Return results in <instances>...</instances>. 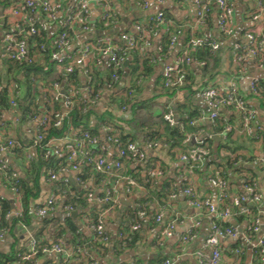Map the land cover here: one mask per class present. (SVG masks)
Returning a JSON list of instances; mask_svg holds the SVG:
<instances>
[{
	"label": "crops",
	"instance_id": "1",
	"mask_svg": "<svg viewBox=\"0 0 264 264\" xmlns=\"http://www.w3.org/2000/svg\"><path fill=\"white\" fill-rule=\"evenodd\" d=\"M50 1L62 4V10L57 13L59 21L57 23L61 24L65 15L75 10L82 0ZM199 1L201 0H166L163 4H159L157 0H111L113 17L105 21V9L102 2L100 0H89L88 8L92 27L88 32H76L73 35L70 51L76 50L80 45L87 41H92L99 36H111L115 41L121 42L120 37L122 34H136L135 26L139 23L146 29L149 28L151 18L157 15L159 10L163 9L165 11L166 24L155 26V30L152 33L151 45L145 50L152 58L156 56L154 73L147 78L144 77L138 89V98L143 103L146 102V104L150 105L148 109L144 108L140 119V121H145L147 125L139 127L138 123L134 122L132 126H129L127 121L133 117L131 107L129 106L127 109H122L121 106L114 107V112L119 118L118 124L126 126V130L130 129L129 131L133 132L136 137L135 141L141 145H145L149 141V138H145V134L151 130V124L158 121V116L167 113L168 107L171 108L169 111L174 112L175 119L178 117L177 121L179 123V107L181 105H185L189 112L195 114L189 123L190 130L186 129L188 142L192 140L194 143L199 144V141L202 139L205 142L206 138L218 136L219 139L215 138L214 150H216L220 142L221 136L213 132V121L209 118L210 109L202 98L201 92L191 95L178 89L177 94L171 96L170 99L168 98L169 96L160 95V83L163 80V71L165 68L175 65L182 56L185 49L182 43L188 35H191V37L201 35L202 37L216 38L220 41L219 63L221 66L219 73L212 79L210 85L223 87L236 86L240 95L248 99L257 109L259 118L262 121L261 123L264 124V105L258 99L249 98L251 81L254 79L264 81V65L260 66L256 57L248 56L247 59L239 60L234 55L235 50L242 49L246 33L261 25L264 19V11L260 13L259 0H230L234 5L235 32L232 36L221 34L218 22V7L215 3L211 5L205 23L196 25V7ZM261 1L264 2V0ZM145 2L148 3V6L143 5ZM255 13L259 14V18L254 19L253 15ZM36 16L39 20H43L42 15L38 14ZM27 17L28 11L22 4V1L0 0V90L4 86L8 88L9 101L18 97V94H13L17 84L15 80L17 78L21 79L23 74L11 71L6 66L5 61L7 60L2 58L1 52L5 46V35L12 32L18 22L25 23ZM58 28V24L53 25L50 29V34H55ZM171 32L179 33V38L174 46H171L169 41L167 52H162L166 37L171 35ZM197 62L191 63V65L195 66V73L198 78L201 77L198 67L205 66L206 63L203 61ZM108 67V59L104 57L101 68L103 74L107 71ZM81 81L84 82L85 80L81 78ZM123 83H126V79ZM110 92L111 90L109 91L107 88H103L101 92V98L97 103V108L101 111L107 108ZM85 93L83 90V94ZM41 102L43 104L42 94ZM221 112L222 116H225L231 122L234 137L237 138L239 135H242L244 132L240 128L241 118L239 113L227 107H224ZM18 113V107L13 106L10 102L6 107L0 106V143L6 144L9 138H13L15 143L23 146L24 151L28 153L36 136L39 117L34 120H19ZM156 127H160V132H163V125H156ZM106 133V129L103 128L100 131L99 138L105 144V153L108 158L114 159L118 155L117 149L113 143L107 141ZM244 134L249 137L246 133ZM243 141L250 143L246 137ZM244 142L238 145L240 147H248L249 144ZM157 143L156 147L147 149V160L141 165L133 164L127 159L123 161L125 166L124 173L134 176L139 182V187H128V184L124 180H119L117 183L115 181L116 188L114 195L118 199L119 204L114 207L100 209L101 207L97 200L99 195L103 193L104 183L101 179L96 178L92 172L88 174L86 172L83 177L80 173L81 170L76 171L72 169L71 163H67L65 171L58 173L56 180H51L48 176L43 178L42 194L31 204L30 224L26 225L19 221L13 229H7L6 235L0 238V257L5 259L12 258L18 255L17 251L20 249L27 251L32 237L37 238L41 244L44 242L43 244L49 245L63 239L65 246L72 252V257H69L65 264H88V259L83 254L75 253L74 247L69 244L68 240L61 237L58 238V228L60 226L66 228L64 221L68 215H72L66 209V199L78 197L79 191L86 189L91 194H94L93 198L90 200L88 198L90 207L99 208L100 214L105 216V226L111 234L112 239L118 238L119 233L133 222L134 218H130V211L132 209H139L136 214V220L142 226L136 232V238L130 246L120 247L119 250L110 249L105 256L92 252L91 257L97 260V264H153L158 258L170 260L173 264H204L198 253L203 252L205 255L211 253L212 249L206 245V241L214 221L229 224L239 232L236 238L227 237L220 240L222 252L220 264H257L260 254L255 243L258 239L264 238V221L261 223L260 229L253 232L250 230V222L247 217L218 219L214 214L190 205L188 197L184 194V188L191 185L201 198H210L213 203L217 202L219 190L210 183V177L218 172L216 171V166L219 160L216 159V156L212 157V161H215V163L210 164L206 162L204 164L203 162L200 167L189 166L182 160L184 152H180L177 148L171 149L170 145L163 141ZM51 147H62L65 151L68 148L67 144H60L56 141L52 142ZM255 147L257 148L255 150L256 157L263 154L261 151L262 146L259 143ZM198 148L203 149L199 146ZM246 150L245 148H241L239 152L246 154ZM194 151H198V149L188 153ZM1 164H5L18 172H21L22 169V159L18 158L17 154L13 152V148L0 150ZM150 165L162 171V175H155L153 177L155 182L153 196L156 201V214L166 208L164 223L160 224L156 223L154 216L151 218L152 215H147L145 209L140 210L142 206L147 205V203H143L141 200L148 193L143 182L147 178V175L149 176L147 169ZM251 166L255 169V177L264 196V173H260L255 168V164ZM80 175L83 177L82 182L78 181ZM167 181L173 182L171 183V189L174 190V186H176L179 188V193L175 197H173L174 193H172L170 195L172 202L169 201L166 206H161L155 196L162 192L163 184ZM109 182L111 184L114 183L112 178L109 179ZM227 189L230 196L241 193L242 180L229 179ZM55 191L59 192L60 198L54 213L51 214L53 218L50 220L52 221L45 225L44 222L47 217L36 216L35 206L46 202ZM67 195L70 198H66ZM0 199L8 202L11 208L8 218L10 222L13 221L17 217L16 213L22 210V203L18 196L7 186L5 177L1 173ZM249 205L253 208L252 216L258 215L257 204L249 203ZM76 211L78 212V216L74 218L78 234L83 241L88 240L91 242L95 238L93 230L88 223L90 219L85 212L79 209ZM143 212L145 214H142ZM193 217L199 221L197 236L190 241H184L183 236L189 231ZM173 219L177 221L173 235L167 238L160 236L161 228ZM236 249H239L240 253H237ZM87 251L84 250V254ZM60 261L61 257L58 254L49 252L41 255L37 261L32 263L20 262L18 260L12 261L9 264H58Z\"/></svg>",
	"mask_w": 264,
	"mask_h": 264
},
{
	"label": "built area",
	"instance_id": "2",
	"mask_svg": "<svg viewBox=\"0 0 264 264\" xmlns=\"http://www.w3.org/2000/svg\"><path fill=\"white\" fill-rule=\"evenodd\" d=\"M28 11V17L24 22H18L14 28L16 32L8 33L5 35V46L1 52V56L4 59L13 60L19 63H32L35 60L33 52L35 51H48L50 49L51 60L56 64L55 70L49 75L42 84V101L43 108L39 117V125L36 129V136L33 144L30 147L28 158H31L33 150L41 147L45 150V157L56 156L60 159H65L68 163L72 164V169L80 171L83 167L90 166L92 174L102 180L104 183L103 193L98 197L99 204H111L110 207L118 205L119 201L115 197L116 183L119 180H124L128 187H139L138 180L129 174L124 173V160L127 159L133 164L141 165L147 160V149L157 146V142L147 141L145 145H141L136 141L122 142L117 135H107V141L114 144L117 149V157L114 159L108 158L105 153V144L101 141L99 136L91 134L89 131L83 132L80 136L74 134L67 135L63 138H54L46 140V134L49 128L52 126H60L67 114L66 112L59 113L54 108V102L61 100L67 105L72 104L75 99L82 101L85 106L95 105L101 98V92L103 88L98 90L93 89V82L90 76L92 69V62L102 67L103 58L108 59V66L113 65L115 72L112 75V81L107 86L113 83L122 82V78L117 73L122 68L123 64L129 59L128 56L132 51L140 50L145 52L146 48L151 45L152 33L155 30V26L166 24V13L163 9L159 10L157 15L151 18V24L149 28L143 27L140 23L137 24L136 34L124 33L121 35V42H117L111 36H99L92 41H87L80 45L76 50L70 51L73 35L76 32H88L92 27L90 20V13L88 8L89 0H82L80 5L73 11L68 12L63 18L61 24L57 23V13L62 10V4L60 2H51L50 0H20ZM104 6L105 21L110 20L113 17V11L111 6V0H100ZM159 4H163L166 0H157ZM215 3L218 7V22L220 32L225 36H232L235 32L234 24V5L230 0H201L197 3L196 7V25H202L205 23L206 18L210 12L211 5ZM260 7V13L264 11V2L258 1ZM144 6H148V3H143ZM42 15L43 20H39L36 15ZM254 19L259 18V14L253 15ZM26 24V25H25ZM59 25L55 34H50V29L53 25ZM26 26V27H25ZM157 29V28H156ZM46 33V38L38 43L36 36H40L41 32ZM24 33H27L33 38L26 37ZM72 33V34H71ZM264 19L261 25L248 31L245 35V42L243 43V51L239 56V60L247 59L248 56L256 57L260 63V66L264 65ZM19 35V36H18ZM179 33L171 32L169 37L170 45L174 46L179 38ZM203 43H209L212 46L213 52L220 48V41L218 39L202 36H192L190 41L185 46L182 56L179 58L175 65L165 68L163 71V79L165 86L168 88L180 87L185 83V67L191 63H198L191 55V50L198 48ZM76 69H79L81 78L84 82H73L67 85L66 79L61 80L60 74H70ZM143 76H140V83ZM257 79H254L250 83V90L257 91ZM83 90L86 92L83 94ZM134 89L128 90L126 93L130 102L133 101L135 93ZM13 94L20 95L19 85L16 84ZM201 96L207 103L210 113L209 118L215 123V120L220 117L221 110L224 107L232 106L236 111L242 114V130L247 135L252 136L256 141L264 140V124L258 121L259 115L257 109L251 104V102L240 95L236 86H209L201 91ZM16 97V99L18 98ZM16 99H12L10 103L18 107L19 102ZM122 109H127L129 106H121ZM18 116V115H17ZM38 117H29L28 120H34ZM18 119L20 120L19 116ZM165 120L171 125H176L178 121L175 119L173 111H169L165 114ZM106 131L112 132L113 128H105ZM233 132V126L227 125L225 129L219 134L223 139H226L228 133ZM53 141L60 144H67L68 148L65 151L62 147L52 148ZM204 140H200L199 144H203ZM15 140L9 138L7 143H0V150L6 148H13L15 146ZM194 162L203 164L205 161L204 153L201 151H194L191 153H184L182 160L189 166ZM257 160L264 165V155H258ZM66 165H62L58 171H51L48 174V178L56 180L58 173H62L66 170ZM148 174L151 177L155 175H162V171L155 169L152 165L148 167ZM12 169L5 164L0 165V173L5 177L7 186L18 196L19 189L13 178L17 177V173L11 172ZM82 176L78 177V181L82 182ZM112 178L114 183L111 184L109 179ZM116 181V183H115ZM210 183L217 187L219 190L218 200L213 203L210 198H201L196 192L195 188L188 185L184 188V194L188 197L190 205L197 207L200 210H206L215 215L218 219H226L230 217H247L250 222V230L255 232L260 229L261 223L264 221V196L260 191L257 184L252 185L246 183V180H242L241 193L230 196L228 187V181L221 179L218 176H211ZM176 193L173 194V197ZM94 197V194L89 193V200ZM60 194L58 191L53 192L50 197L41 205L35 206V214L38 217H49L53 214ZM226 198H230V205H223ZM249 203L257 204L258 215L252 216L253 208ZM1 205V199H0ZM108 207V208H110ZM1 208V207H0ZM66 209L73 213L76 210L71 205H66ZM166 209V208H165ZM165 209L156 214V223H164ZM109 210V209H108ZM17 216H21L22 210L16 213ZM142 214H145L144 212ZM9 214H7V217ZM0 217V224L2 222ZM88 223L94 233L95 239H100L104 242H109L112 237L106 229L105 216L99 214L96 221L89 220ZM177 221L175 219L170 220L160 230V236L167 238L173 235ZM199 225L198 219L192 218V223L189 231L183 236L184 241H190L197 236V227ZM141 223L137 220H133L129 224L127 232L121 231L118 235L119 239L131 240L130 235L133 232H137L141 229ZM7 233L6 228L0 229V238H3ZM239 232L236 228L222 225L219 221L212 223L211 232L207 238L206 245L211 247V253L205 255L203 252H199L204 264H220L222 259V252L220 248V240L227 237L236 238ZM257 250L259 251L260 258L257 264H264V238H260L255 243ZM55 252L61 257V261L58 264H65L69 257H72V252L65 246L64 240H58L52 244H41L37 238L32 237L30 245L27 251L19 253L18 256L20 262L32 263L46 253ZM79 252V251H78ZM237 253H240L239 249H236ZM97 260L93 259L91 263L97 264ZM163 264H173L172 261L166 260Z\"/></svg>",
	"mask_w": 264,
	"mask_h": 264
},
{
	"label": "trees",
	"instance_id": "3",
	"mask_svg": "<svg viewBox=\"0 0 264 264\" xmlns=\"http://www.w3.org/2000/svg\"><path fill=\"white\" fill-rule=\"evenodd\" d=\"M26 25V24H25ZM26 27V26H25ZM102 29V28H101ZM17 31L13 30L9 33H14ZM72 34V33H71ZM222 34V33H221ZM26 37L33 38L27 33H24ZM223 35V34H222ZM19 36V35H18ZM46 33L44 31L41 32L40 36H36V40L38 43H41L46 37ZM201 36V35H198ZM170 35L166 37L165 45H163V51L167 52ZM191 35H188L183 40V45L186 46L190 41ZM216 39V38H214ZM243 51V48L235 50L234 55L238 57ZM191 55L195 61H203L206 63L205 66L198 67L200 69L201 77H196L195 66L193 67L191 64L186 65L185 67V83H183L180 87L168 88L165 86L164 79L161 81V96H175L177 94L178 89L180 91H184L191 95H196L200 93L203 89L214 86L210 85L212 79L219 73V68L221 64L219 63L220 56V48L217 51L213 52L212 46L209 43H203V45L198 48L191 50ZM35 60L32 63H19L13 60L6 59V66L15 72H19V74H23L21 79H16L15 82L19 85V98L16 100L19 102V113L17 114L21 120H26L29 117H38L42 113L43 104L41 102V85L44 80L51 75V73L55 70L56 64L51 60L50 49L48 51H35L33 52ZM129 63L123 64L122 68L117 71L121 78L126 79V83L121 81L113 83L110 86H107L110 81H112V75L115 72L113 69V65L107 68V71L103 74L100 66L95 64V61L92 62V69L90 72V76L93 82V89L98 90L99 88H107L109 91V99L107 102V108L101 111L97 108V104L85 106L82 101L75 99L72 104L67 105L64 101L58 100L54 102V108L57 112L62 113L66 112L62 124L60 126H52L49 128L46 134V140H51L54 138H63L71 133L80 136L83 132L89 131L93 135H100V131L103 128L111 127L113 128L112 132H107V135L115 136L117 135L119 139L124 143L127 141H135L136 137L133 132L126 130V126H121L118 124V117L114 112V107L120 106H130L132 109L133 117L132 119L127 121L129 126H132L134 122L138 123V126H146L145 121H140L142 117V112L144 108H149V104L143 103L138 98V89L141 86L142 80L139 81L140 76L143 78H147L154 73L156 56L152 58L148 53H141L140 50L132 51L128 56ZM197 68V67H196ZM61 80L66 79L67 85L73 82H81V73L79 69H76L73 73L70 74H60L59 77ZM142 78V79H143ZM106 81V82H105ZM107 84V85H106ZM134 89V99L130 102L127 98L126 93L130 89ZM8 88L6 86L0 90V106L6 107L9 105L8 98ZM250 99H258L262 105H264V81L258 80L257 82V91L250 90ZM232 110H235L232 106L227 107ZM171 108L168 107L167 112ZM238 112V111H237ZM241 118L240 128L242 130V114L238 112ZM179 123L171 126L166 120L165 115L158 116V121L151 124V130L149 133L145 134V138H149V141L153 142H165L170 145L171 149L177 148L180 152L188 153L195 149L204 153V164L207 163H215L212 161V157L215 155L217 161L216 171L213 176H218L223 180L229 181V179L235 180H246V183L258 185V180L255 177L254 167L252 164H255V168L264 173V165L261 164L256 157L255 150L257 149V143L262 146V153L264 155V140L256 141L252 136L248 135L247 137L244 133L239 135L237 138L234 137L233 132L228 133L226 139L220 137V142L218 143L216 150H214V142L215 138H206L204 144L194 143L192 140L188 142L187 131L190 130L189 123L192 121L195 114H192L188 111L185 105H181L179 107ZM259 122H262L260 118H258ZM231 122L225 117L222 116V112L220 113V117L215 120L213 123V132L215 134H220L227 125H231ZM156 125H163V132H160V127H156ZM154 128H153V127ZM138 128V127H137ZM247 138V142L243 140ZM103 142V141H102ZM249 144L248 147H240L238 144L241 143ZM202 147L203 149L198 148ZM241 148H245L246 154L239 152ZM13 152L17 154L18 158L22 159V169L21 172L15 171L12 169L11 172L17 173V177L13 178V181L16 183V186L19 189V196L22 203V214L21 216H17L10 222V219L7 217V214L11 212V208L5 200L1 199L0 205V217H2V222L0 224L1 228L13 229L15 225L21 221L24 224H30L31 219V204L33 201L38 199L42 194V180L47 177L49 172L58 171L62 165H67V161L65 159L57 158L56 156L45 157V150L41 147L35 148L31 158H28L29 152L26 153L24 151L23 146L20 144H15L13 146ZM183 154V153H182ZM192 159V158H191ZM192 164L194 167L201 166L200 163L194 162L192 159ZM149 167V166H148ZM87 174L91 172L90 166L83 167L80 171L83 177L85 173ZM264 181V180H263ZM153 177L148 176L143 182L145 188L147 189L146 197L142 198L143 203H147L146 206H142L140 210L145 209L147 215H152L156 217V208H155V198L153 194L155 182ZM171 183L173 182H165L163 184L162 192L158 193L155 197L159 201L161 206H166L169 201H171L170 195L172 193H179V188L174 186V190L171 189ZM89 191L86 189H81L79 191L78 197L75 196L71 199L70 196H66L65 204L71 205L75 210H81L88 215L91 221H96L98 215L100 214L99 208L90 207ZM229 193V192H228ZM172 202V201H171ZM230 198H226L225 203L223 205H230ZM100 209H105L111 206V204H99ZM139 209L130 211V218H134L136 220V214ZM153 213V214H152ZM155 214V215H154ZM53 218L51 215L45 219V225L49 224ZM55 220V219H54ZM133 221V220H132ZM66 228L64 226H60L59 236L58 238H64L68 240L73 247L74 252L77 254H83L85 258L88 259V263H91L94 258H92V252L98 255L105 256V254L110 249H118L128 247L132 243V241L136 238V232H133L130 235L131 240L128 239H119L116 238L111 239L109 242L101 241L100 239H94L91 242L88 240L83 241L81 236L78 234L77 226L75 224V218L72 215H68L66 220L64 221ZM222 224V223H221ZM226 227L231 225L222 224ZM129 229V225L125 227L123 232H127ZM67 230V231H66ZM13 233V231H11ZM44 242H42L43 244ZM84 250H88L84 254ZM79 251V252H78ZM25 252V249H20L17 251V254ZM19 256L15 255L12 258H3L0 257V264H9L12 261H18ZM166 259H156L153 264H163Z\"/></svg>",
	"mask_w": 264,
	"mask_h": 264
},
{
	"label": "water",
	"instance_id": "4",
	"mask_svg": "<svg viewBox=\"0 0 264 264\" xmlns=\"http://www.w3.org/2000/svg\"><path fill=\"white\" fill-rule=\"evenodd\" d=\"M128 63H129V59L126 61V64H128ZM122 81L125 82V78H123ZM177 120H178V117L176 118V121H177ZM215 138L219 139L218 136H215ZM72 216L76 218V217L78 216V212H77V211L73 212V213H72Z\"/></svg>",
	"mask_w": 264,
	"mask_h": 264
}]
</instances>
